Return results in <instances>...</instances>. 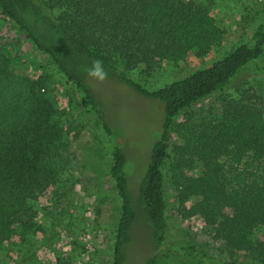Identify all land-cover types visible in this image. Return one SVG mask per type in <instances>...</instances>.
Segmentation results:
<instances>
[{"label":"trees","instance_id":"trees-1","mask_svg":"<svg viewBox=\"0 0 264 264\" xmlns=\"http://www.w3.org/2000/svg\"><path fill=\"white\" fill-rule=\"evenodd\" d=\"M0 14L47 56L112 136L88 76L114 78L162 103L161 133L136 199L122 149L109 146L108 175L119 200L108 264H124L140 217L153 252L144 264H264V100L254 88L219 96L218 112L193 121L190 109L229 88L246 66L264 76V20L210 66L155 89L126 76L140 66L176 64L220 45L224 30L194 0H0ZM11 50L0 49V247L36 228L41 196H59V159L66 145L52 100L38 80L15 74ZM115 61L122 64L119 71ZM181 117V119L179 118ZM166 175L178 212L207 229L221 256L183 243L167 216ZM50 264H63L55 261Z\"/></svg>","mask_w":264,"mask_h":264},{"label":"rangeland","instance_id":"rangeland-1","mask_svg":"<svg viewBox=\"0 0 264 264\" xmlns=\"http://www.w3.org/2000/svg\"><path fill=\"white\" fill-rule=\"evenodd\" d=\"M205 5L224 30L220 45L204 55L195 52L176 64L160 63L148 73L144 66L126 76L148 89H155L210 66L243 43L264 20V0H194ZM9 47V67L17 75L38 80L52 100L54 119L63 130L66 145L59 159L57 199L41 196L34 203L36 228L0 247V264H108L113 232L119 215V200L108 175L109 146L118 145L126 159L129 188L136 199L138 186L149 162L151 147L159 139L163 121L162 103L147 98L114 78L91 74L88 83L99 101L111 130L109 136L96 115L82 107L77 91L58 73L47 56L33 47L12 22L0 14V49ZM258 64H264V55ZM119 71L122 64L115 61ZM254 88L264 100V76L253 65L246 66L233 84L198 102L191 118L218 112L219 96L236 98V87ZM181 119V117H179ZM167 216L171 232L183 243L196 242L211 255L221 256L208 231L195 218L183 217L166 175ZM124 264H144L153 252L139 217ZM264 231V229H263ZM164 264H193L174 260Z\"/></svg>","mask_w":264,"mask_h":264},{"label":"clouds","instance_id":"clouds-1","mask_svg":"<svg viewBox=\"0 0 264 264\" xmlns=\"http://www.w3.org/2000/svg\"><path fill=\"white\" fill-rule=\"evenodd\" d=\"M94 75L97 74V73H93Z\"/></svg>","mask_w":264,"mask_h":264}]
</instances>
